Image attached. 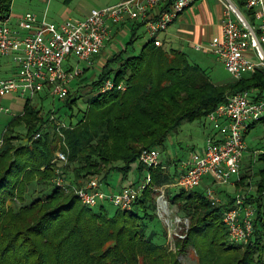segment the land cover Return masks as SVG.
Returning <instances> with one entry per match:
<instances>
[{
    "label": "trees",
    "instance_id": "obj_1",
    "mask_svg": "<svg viewBox=\"0 0 264 264\" xmlns=\"http://www.w3.org/2000/svg\"><path fill=\"white\" fill-rule=\"evenodd\" d=\"M11 5L12 0H0V16L11 12ZM239 5L244 6V0ZM138 23V27L144 25ZM137 38L135 31L124 48L107 57L99 74L88 79L95 94L87 99L84 110L72 112L79 96L69 93L65 98L63 106L70 111L62 128L67 164L58 167L52 162L58 143L55 123L33 139L45 118L32 100L27 99L23 111L8 121L0 159V264H183L178 256L190 246L200 251L202 264H264V152L257 157L262 167L254 173L257 196L251 197L257 217L247 243L233 242L223 221L224 211L235 198L216 204L207 198L203 184L194 189L177 187L175 192L167 188L169 203L189 219L182 236L175 237L176 251L153 239L156 231L151 225L160 220L154 187L172 183L178 174L176 165L174 173L162 162L151 169L152 185L130 210L111 204L87 206L53 183L57 168L74 184L97 175L110 185L114 173H121L125 182L143 149H165L172 133L185 123L206 118L228 94L264 90L262 71L216 84L186 52L166 50L153 39L137 54L127 53ZM111 62H117V67L110 68ZM109 78L124 81L126 90L99 92ZM259 122L264 119L251 129ZM136 168L141 175L146 166L139 162ZM249 170L243 172L241 183L253 175ZM34 185L52 189L27 201ZM163 234L167 237L168 231L164 229Z\"/></svg>",
    "mask_w": 264,
    "mask_h": 264
},
{
    "label": "built area",
    "instance_id": "obj_2",
    "mask_svg": "<svg viewBox=\"0 0 264 264\" xmlns=\"http://www.w3.org/2000/svg\"><path fill=\"white\" fill-rule=\"evenodd\" d=\"M197 1L121 0L103 8H93L81 18L68 17L60 24L49 21L47 11L42 15L28 11L17 17L14 25L10 23V13L0 16V57H11L20 66L17 76L0 77V115L11 114V110L1 104V99L11 93L32 100L48 89L55 98L65 99L70 93V83L82 75L94 57L105 48L113 27L127 19L144 23L150 38L156 45L163 46L159 35L167 32L179 15ZM219 1L224 7L222 32L211 39L208 51L223 61L234 80H242L257 71L264 73V0H244V6L239 5V0ZM72 55L79 62L87 63L88 67L84 70L72 65L66 67L64 64ZM126 88L124 81L116 83L109 78L98 91H125ZM206 119L216 134H209L203 150L192 152L182 162V171L167 185L194 189L206 177L218 185L241 181V164L248 148L246 135L252 125L264 119V90L259 93L247 89L228 94L207 114ZM52 123L57 126L59 147L52 162L67 164L62 132L67 124L58 119L54 111L33 139L40 138ZM4 143V136L0 134V159ZM139 160L147 168L145 177L118 191L105 188L107 184L98 176H92L82 184H74L66 179L60 168L55 170L54 184L77 196L87 206L109 203L121 210H130L142 192L152 185L151 169L159 166L160 152L157 148H145L140 152ZM154 189L162 192L158 201L164 206L167 200L162 187ZM205 194L216 204L223 202L212 185L206 188ZM256 217V204L251 197L246 193L237 194L223 215L231 240L235 243L249 242L255 231Z\"/></svg>",
    "mask_w": 264,
    "mask_h": 264
},
{
    "label": "rangeland",
    "instance_id": "obj_3",
    "mask_svg": "<svg viewBox=\"0 0 264 264\" xmlns=\"http://www.w3.org/2000/svg\"><path fill=\"white\" fill-rule=\"evenodd\" d=\"M111 3H113V1L111 0H12L10 23L11 25H14L17 17H19L22 14H25L28 11H33L38 14H44V12L47 11L46 12L47 19L51 21V20H62L59 17V12H64L67 9H71L73 11L71 13V16L73 18H81L89 11H91L93 8H103L104 6H107ZM164 34L165 33H161L159 36L163 37ZM130 37L131 36H129L126 39H119L118 42L116 43L115 48L112 47L111 42L109 43L107 41V44L105 45L103 51H101L100 54L94 57V59L92 60V64L89 67L87 63L79 62L78 58L74 55L70 56L68 61L65 62L64 65L66 67L69 65H72L74 67L77 66V68H79L80 70H84L85 68L88 67L87 69H85V72L82 75L75 77L74 80L69 85L71 97L79 96L77 104H74L73 107L72 112L74 114L79 112V110L80 111L84 110L87 106V99L91 98L95 94L94 90H91L90 88L91 86L89 85L91 79L90 80L88 79L90 77H93L97 73L99 74L101 67L105 63L107 57L109 58L111 55H113L116 52V50L124 48L125 45H127V42L129 41ZM148 39L149 36L146 34L137 38L134 43L129 45L127 53L137 54L141 50L143 44ZM186 51L189 59L193 63H196L200 65L202 68H204L211 77V79L213 80V82H215L216 84H223L228 81H235L226 70L224 63L221 59L215 57L211 53L196 51L193 49H188ZM117 64H118L117 62H111L109 67L116 68ZM77 82L79 84L75 85ZM75 86L77 87L75 88ZM3 99H4L3 101L4 105L11 110V114H8L9 118L10 117L12 118V116L14 115H18L23 111L26 100L22 96L16 93H11L4 96ZM32 103L39 104V108L45 119L49 118L52 112L54 111L58 119L67 123L69 119L68 114L70 113V111L69 109L66 110V108L63 106L65 104V99L55 98L50 93L48 94V96L45 97V93H42L40 97L38 96L32 99ZM78 116H75L74 120H76ZM7 122H8L7 114H4V117H1L0 119V134H2V132L5 131L7 127ZM18 130L23 133L26 132V129L24 127H19ZM211 130H212V125L206 118H203L201 120H196L193 123L188 122L183 124L182 127L177 132L171 134L169 140L167 141L166 148L160 149L159 151L160 161L168 162L169 159L174 160L177 158L187 159L193 151H200L201 148L205 146L206 135ZM15 142H17V140H15ZM246 143L248 148L244 153L243 166L245 168L241 170V177L243 172L246 170V168L250 169L249 173L250 175L251 174L253 175L246 177L244 183L241 186H238V188H242V189L238 191V193H236L233 196V198H235L237 194H245V193L250 197L257 196L256 194L257 176L254 173H256L259 169H261L262 163H259L257 161V157L259 153L255 154L254 151L255 150L264 151V123L259 122L250 130V132L246 135ZM57 148H59L58 143H57ZM251 160H253V163L251 162ZM139 162L140 160L135 163L133 170L130 172V177L128 178V181H130L131 183L140 180L143 174H144L143 175L144 178L147 173V168H145L143 170V174L141 175L139 174V171L136 168ZM60 166H62V164L59 163L58 167ZM172 171L173 172L171 173H174V169ZM176 172L180 173L178 170H176ZM90 177L92 176L83 177L80 180L81 181L80 184H82ZM55 178H56V173H54V177L52 179L53 183L55 181ZM66 179H68V176L66 177ZM109 181L111 183L110 185L115 187L116 185L122 182V174L121 173L112 174ZM105 188H108V186L106 185ZM167 188L173 189L174 192L177 191L176 190L177 187H173L171 185H166V186L164 185L162 186V190L165 196L167 195L166 194ZM51 189L52 187L49 186L34 185L28 192L29 196L27 198L29 199H27V201L30 200L33 196L34 197L41 196L43 193H45L46 191H50ZM155 192L157 194L156 198L158 201L159 196L162 192L160 191H155ZM251 199L254 198L251 197ZM221 200L223 201L222 203L228 202V200H225L223 198H221ZM16 203L20 205L19 201H17ZM103 204H105L107 207H111L109 203H103ZM262 207H263L262 209H264V196L262 198ZM156 212L160 220L155 222V225L150 224L151 229L153 230L155 229L156 231L155 237L152 236L153 239L159 243H163L164 245H166L170 251H176L177 246H176L175 237L177 235L182 236V233L184 231L183 230L184 223L185 224L189 223L188 217L184 216L183 213H180L177 206L170 204L168 200L164 206L160 205L158 201V209ZM164 229L168 231L167 237H165L163 234ZM178 258L183 264H202L203 262V258L201 257L200 251H197V249L192 246H190L186 252L179 254Z\"/></svg>",
    "mask_w": 264,
    "mask_h": 264
},
{
    "label": "crops",
    "instance_id": "obj_4",
    "mask_svg": "<svg viewBox=\"0 0 264 264\" xmlns=\"http://www.w3.org/2000/svg\"><path fill=\"white\" fill-rule=\"evenodd\" d=\"M111 1H113V3L109 5H113L121 0H111ZM72 12L73 11L71 9H67L64 12H59V17L62 20H51V21H55L56 23L60 24L68 17H72L71 16ZM223 14H224V7L219 0H198L191 7L187 8L179 15V17L169 26L168 31L165 32L163 37L159 36L163 41L164 49L166 50L179 49L186 53H187L186 50L193 49L196 51L210 53L207 47L214 36L221 35L222 32L221 23H222ZM138 24H139L138 21L127 19L122 23L115 25L113 27L111 39H109L108 42L109 43L111 42L112 47L115 48L116 43L118 42L119 39H126L129 36H131V34L135 31H137L138 38L145 34L148 35L146 31V27L144 25L138 27ZM149 39H151L150 36ZM19 71H20V66L11 57H0V77H14L19 74ZM78 82L75 85H78L79 84ZM76 87L77 86H75V88ZM42 93H45V97H46L50 92L48 91V89H45L42 92H40L36 97L38 96L40 97ZM2 99H1V104L4 107H7L3 103L4 99L3 100ZM35 105L39 108V104H35ZM4 114H7V118L9 121L11 117L9 118L8 114L10 113H1L0 119L1 117H4ZM209 134H216V131L213 130L209 131L206 135V138ZM203 148H201L200 151H202ZM184 160L186 159L177 158L174 160H169L168 162H163V161L160 162L164 163L165 164L164 166H166V168L169 171H171L172 169H174V167L177 166V170L181 172L182 162ZM243 165L244 164L242 161L241 170L245 168ZM240 176H241V171H240ZM129 183L130 181L126 180L125 182H121L115 187L109 184H107V186L109 189L118 191L123 186ZM202 184L205 187L211 185L214 186L221 198L230 201L231 199H234L233 196L242 189V188H238V186H241L243 183H241V181L239 182L235 181L233 183L226 185H218L212 183L210 177H206Z\"/></svg>",
    "mask_w": 264,
    "mask_h": 264
}]
</instances>
